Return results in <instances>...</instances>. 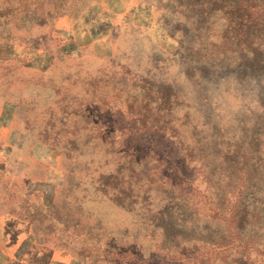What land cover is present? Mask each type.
<instances>
[{"label": "rangeland", "instance_id": "obj_1", "mask_svg": "<svg viewBox=\"0 0 264 264\" xmlns=\"http://www.w3.org/2000/svg\"><path fill=\"white\" fill-rule=\"evenodd\" d=\"M253 1L246 0V13ZM213 8L211 0H0V264L181 258L163 249L174 242L163 241L157 225L161 210L182 208L175 180L157 163L159 152L150 158L141 146L157 136L139 132L140 122L161 129L159 148L171 159L164 144L174 145L173 132L185 145L208 134L204 123L220 136L251 133L260 110L251 92L264 93V79L244 74L242 85L252 91L240 95V109L215 107L214 81L202 83L199 73L215 75L210 63L230 58L235 42L227 44L233 24ZM251 23L249 44L253 35L264 37V22ZM162 88L171 100L158 113ZM252 181L264 191L255 174ZM207 204L199 218L187 212L185 239L190 229L203 230ZM209 221L210 238L220 236L218 222ZM258 230L250 259L264 264ZM250 234L243 231L240 245ZM222 256L212 260L221 264Z\"/></svg>", "mask_w": 264, "mask_h": 264}, {"label": "trees", "instance_id": "obj_2", "mask_svg": "<svg viewBox=\"0 0 264 264\" xmlns=\"http://www.w3.org/2000/svg\"><path fill=\"white\" fill-rule=\"evenodd\" d=\"M211 2L215 7L213 9H217L228 22L233 24V27L229 29L233 36L228 39L227 44L234 42L235 44L232 51L228 52L231 59L227 57L217 64L210 63L212 65L210 68L215 75L200 72L198 78L202 83L207 78L214 81L211 85L219 95L218 101L214 103L216 108L226 104L231 106V109L239 110L242 104L239 101L240 95L249 94L252 91V89L248 91L242 85L244 79H248L244 74L248 77L264 79V37L253 35L251 44L248 43V38H244L252 21L264 22V0L253 1L250 7L252 9H249L247 13L244 7L249 6V3H246V0H211ZM258 26L259 24L256 23L254 28ZM241 27L244 30H241ZM255 40L257 43L253 45ZM178 43L181 44V41ZM226 52L218 54L228 56ZM191 53L190 50L189 55ZM190 59L193 60V58ZM172 80L176 82L177 75H174ZM207 92L209 94L207 96H211L214 102V90L209 92L208 88ZM251 93L253 102L259 103L260 109L254 117L251 133L242 131L233 133L224 130L220 136L219 130L214 127L210 129V126L204 123L202 126L208 129V134L202 138H195L190 145H185L181 135L173 132L170 140L174 142V145L164 144V148L168 149L169 154L172 155L171 159L162 155V150L159 148L163 135L161 129L146 128L148 123L144 120L140 122L142 131L139 132L143 134L151 131L152 135L157 136L153 143L148 139H145V142L141 139L140 144L146 149L150 158L159 152L160 157L157 163L165 162L166 170L172 174L171 178L175 180L174 185L177 187L178 203L182 207L176 215L166 210L167 208L158 213L160 219L157 225L161 227L162 240L167 243L174 242L172 246L164 244L163 249L166 252L173 251L175 255H181L175 264H216L212 260L213 255H223L221 264L228 257H237L239 260L236 264L255 263L250 259V252L256 244L254 230L258 229L254 228V224L259 228L260 235L264 236V210L259 209L264 207V191L254 187L252 176L255 174L257 179H261L260 185L264 183V93L257 90ZM156 94L160 103L157 112L160 113V109H164L171 100V95L170 91H165V88L158 90ZM172 99L177 100V97L174 95ZM153 100L150 98L148 102ZM165 113H168V110H165ZM223 115L226 113L223 112L222 117ZM185 170H190L189 174H186ZM192 171H194L193 175ZM247 177L250 179L249 182H246ZM197 181L205 184L204 191H198ZM199 198L201 201L197 200ZM202 201L204 204H201ZM206 203H208L207 206L210 204L211 216L204 219L203 230L195 233L193 232L195 229L192 228L191 236L185 239L181 233L185 231L183 226L187 212L191 211L189 217H195L196 214L199 218L200 211ZM189 206L191 210H188ZM209 219L218 222L217 227L222 228L220 236L210 238L207 233ZM155 227L159 228L156 224ZM244 230L252 235L250 234L248 243L240 245V239L245 235H243ZM174 237L177 243L173 240ZM259 242L264 243V238H259ZM242 258H245L244 262Z\"/></svg>", "mask_w": 264, "mask_h": 264}]
</instances>
